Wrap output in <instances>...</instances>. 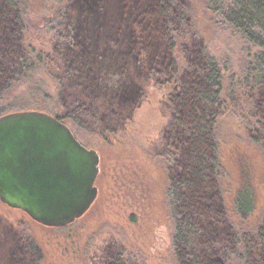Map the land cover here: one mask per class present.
I'll return each instance as SVG.
<instances>
[{"label": "trees", "instance_id": "trees-1", "mask_svg": "<svg viewBox=\"0 0 264 264\" xmlns=\"http://www.w3.org/2000/svg\"><path fill=\"white\" fill-rule=\"evenodd\" d=\"M82 2L69 0L56 14V21L50 20L49 29L43 31L51 32L53 39L60 34L64 41L57 47L56 56L63 73L66 72L69 77L70 119L77 125L82 122L90 128L91 122L96 125L103 123V128L95 129L112 133L119 120L114 115L125 116V119L130 117V109L118 105L120 103L115 101L117 96L112 100L98 95L100 91L95 95V87L102 84L101 77L99 80L101 72L98 73L96 68L100 63L91 57L92 44L88 59L80 50L78 23ZM202 2L207 11L232 28L245 44L254 49L241 75L228 77L227 84L220 63L206 50V46L202 45L199 54L201 47L198 48L196 33L183 32L192 22L188 0H118L117 19L109 16L107 33L99 36L93 45L110 52L111 66L107 68L122 79L129 80L121 68L126 69L127 60L131 57L134 73L151 68L155 70L151 75L159 70L163 76L170 74L176 80V84L173 82L170 86L173 112L169 126L163 132L165 150L160 154L168 171L166 198L173 216L172 245L176 264H264V214L256 229L241 234L229 219L222 195L223 170L218 136L220 120L235 118L239 127H252L249 131L245 128L244 133L253 143L260 145L264 156V0ZM20 10L21 0H0V66H8L7 76L13 74L16 79L30 72V65L33 64L30 63L31 56L33 59L37 54L39 62L46 56L39 49L28 53L19 43L20 30L24 29ZM183 33L190 36L188 43H183V38L187 37ZM119 44L122 46L120 49ZM178 51L186 60L190 74L182 71ZM168 60L170 66L167 67L165 62ZM193 60L198 63L197 66L191 64ZM109 82L110 76H105L103 85L108 89L114 87L117 94L133 90H128L130 81L123 88L112 87ZM10 85L0 82V93ZM77 87H81L80 90L84 88L87 94L83 90L77 93ZM64 90L66 86L60 79L59 102ZM238 107L240 115L236 111ZM231 112L234 116L226 115ZM166 132L168 136H165ZM242 181L228 190V194L232 195L228 206L233 212L232 218L248 225L256 209V198L251 180L247 177ZM219 238L225 240L224 249L215 243L220 241ZM17 245L15 249L8 250L2 264H24L19 260V257H24L23 251L33 257L40 253L30 239L22 237ZM117 256L116 261L105 264H128L121 254Z\"/></svg>", "mask_w": 264, "mask_h": 264}, {"label": "rangeland", "instance_id": "rangeland-1", "mask_svg": "<svg viewBox=\"0 0 264 264\" xmlns=\"http://www.w3.org/2000/svg\"><path fill=\"white\" fill-rule=\"evenodd\" d=\"M68 1L21 0L24 29L20 30L19 43L28 53L32 50L35 53L39 49L46 56L40 62L36 59L37 54L33 59L31 56L30 63L33 64L30 65V72L17 77L18 80L13 78V74L7 76L10 70L8 66H0L3 72L0 75L1 84H11L0 93V116L22 109L38 110L68 124L84 146L99 154V173L95 180L97 196L80 218L63 227L41 225L23 211L10 208L0 201V264L5 261L8 250L19 246L17 244L22 237L32 240L40 251L35 257L23 251L24 257H19V260L24 264H105L116 261L119 254L128 264H176L172 245L173 216L166 198L168 171L165 160L160 156L165 150L163 132L169 126L173 112L170 86L173 82L176 84V80L170 74L163 76L159 70L151 75L155 71L151 68L134 73L131 57L127 60L126 69L121 68L129 80L108 70L107 67L111 66L110 52L98 48L93 42L107 33L109 16L117 19L118 0H83L78 23L81 31L80 50L88 59L92 44L91 57L100 63L96 68L98 73L101 72L99 80L101 77L102 84L95 87V95L100 91L98 95L104 98L114 100L117 96L115 101L120 103L118 105L129 107L130 117L123 119L125 116L116 117L115 114L114 117L119 120L112 133L95 129L103 128V123L96 125L91 122L92 128L82 122L75 124L70 119L68 106L70 100L67 91H71L67 83L69 77L66 72L63 73L64 69L56 56L63 38L59 34L53 39L51 32L43 31L49 29L50 20L56 21V14ZM188 1L192 22L183 32L196 33L199 37L198 48L201 47L199 54L202 45L206 46V50L220 63L227 84L228 77L241 75L254 49L245 44L232 28L207 11L202 0ZM179 32L182 34V31ZM135 35L138 36V33L135 32ZM184 35L187 37L183 38V43H188L190 36ZM178 52L182 59V71L190 74L186 60ZM170 57L172 59V54ZM165 64L170 66V60ZM191 64L198 65L195 60ZM105 76H110V86L123 88L130 81L128 90H133L117 94L114 87L110 90L103 85ZM60 79L66 86L61 102L57 99ZM166 86L169 88L166 89ZM80 88L77 87L75 91L85 92L84 88ZM236 111L240 115L239 107ZM226 115L234 116L232 112ZM236 121L235 118H222L218 136L223 170L222 195L229 219L241 234L256 229L264 214V156L260 145L253 143L244 133L245 128L249 131L252 127L241 128ZM164 134L168 136L167 132ZM247 177L252 182L256 209L249 218V224L242 225V222L231 217L233 212L228 205L232 195L228 194V190ZM220 241L215 243L224 249L225 240ZM216 252L219 258V252ZM212 258L216 260L214 256Z\"/></svg>", "mask_w": 264, "mask_h": 264}, {"label": "water", "instance_id": "water-1", "mask_svg": "<svg viewBox=\"0 0 264 264\" xmlns=\"http://www.w3.org/2000/svg\"><path fill=\"white\" fill-rule=\"evenodd\" d=\"M99 160L51 114L0 116V201L41 225L63 227L89 209L97 196Z\"/></svg>", "mask_w": 264, "mask_h": 264}]
</instances>
